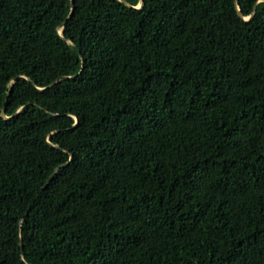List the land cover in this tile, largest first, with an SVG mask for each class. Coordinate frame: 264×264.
Wrapping results in <instances>:
<instances>
[{
    "label": "trees",
    "instance_id": "obj_1",
    "mask_svg": "<svg viewBox=\"0 0 264 264\" xmlns=\"http://www.w3.org/2000/svg\"><path fill=\"white\" fill-rule=\"evenodd\" d=\"M260 1L0 0V264H264Z\"/></svg>",
    "mask_w": 264,
    "mask_h": 264
},
{
    "label": "water",
    "instance_id": "obj_2",
    "mask_svg": "<svg viewBox=\"0 0 264 264\" xmlns=\"http://www.w3.org/2000/svg\"><path fill=\"white\" fill-rule=\"evenodd\" d=\"M120 1H121V2H124V0H120ZM261 1H264V0H261ZM261 1H260V2H261ZM71 6H72V10H73V2L71 3ZM142 6H143V3L141 2L140 6H139L138 8H141ZM255 7H256V6L253 7V14L255 13ZM253 14H252V15H253ZM71 16H72V12H71V14L69 15L68 19H70ZM251 17H252V16H251ZM251 17H250V18H251ZM250 18H249V19H250ZM68 19L65 20L61 26H59L58 31H59V34H60V35H61V30H62V29L64 28V26L67 24ZM16 79H17V78H15V80H16ZM1 116H2L3 118H5V119H8L7 117H5V108H3V110H2V112H1ZM58 170H59V168L56 169L55 172L58 171ZM52 176H53V174L51 175V177H50V179L48 180L47 183H49V181L51 180Z\"/></svg>",
    "mask_w": 264,
    "mask_h": 264
}]
</instances>
